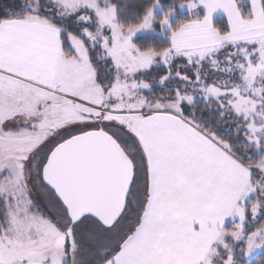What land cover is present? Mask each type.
<instances>
[{
  "label": "snow or ice",
  "instance_id": "6c2138e0",
  "mask_svg": "<svg viewBox=\"0 0 264 264\" xmlns=\"http://www.w3.org/2000/svg\"><path fill=\"white\" fill-rule=\"evenodd\" d=\"M179 5L0 0V264H264V0Z\"/></svg>",
  "mask_w": 264,
  "mask_h": 264
},
{
  "label": "trees",
  "instance_id": "16d2710c",
  "mask_svg": "<svg viewBox=\"0 0 264 264\" xmlns=\"http://www.w3.org/2000/svg\"><path fill=\"white\" fill-rule=\"evenodd\" d=\"M127 2L129 4H137L139 3V0H127ZM187 0H162V3H164L165 6H170L171 4H175V19L172 21L174 24L178 21H180L181 19L186 18L189 15V12L183 11L180 7V3H186ZM199 13L201 15L204 14V9L201 8L199 10ZM215 24L220 25L221 27H226V18L223 16H219L217 18H215L214 20ZM156 26L158 28H160L159 23H156ZM138 38L143 39L141 42L142 43H152V44H161L163 43L162 38L163 37V32L160 33H152V34H147L146 36L142 37L141 35L137 36ZM162 69H153L147 76L151 77L153 75H156L158 72L162 73ZM39 205V204H38ZM41 207L42 210L46 211L47 210L45 208H43L41 205H39ZM226 226H231V224H227ZM260 256H264V250H262L261 252L257 253ZM253 259H255V256L253 257Z\"/></svg>",
  "mask_w": 264,
  "mask_h": 264
},
{
  "label": "rangeland",
  "instance_id": "374dc122",
  "mask_svg": "<svg viewBox=\"0 0 264 264\" xmlns=\"http://www.w3.org/2000/svg\"><path fill=\"white\" fill-rule=\"evenodd\" d=\"M201 8L204 9V6H203V5L199 6L198 11H199ZM181 9H182L183 11L189 12V9L187 8V6H185L184 8H181ZM174 19H175V14H174V16L172 17V21H173ZM160 29H161V26H160V28H158V27L155 25V32H150V33H148V34H152V33H160V32H162ZM139 35H141V34L138 33L137 36H139ZM145 78H146V79H150L151 77L146 76ZM158 90H159V89H158ZM33 198L37 201V203H38L39 205H41L43 208H45V209L48 211L47 201H46L45 197H44L39 191H34V192H33ZM228 224H231V222L228 223ZM261 251H262V250H258V253L261 252Z\"/></svg>",
  "mask_w": 264,
  "mask_h": 264
},
{
  "label": "crops",
  "instance_id": "0c3cea01",
  "mask_svg": "<svg viewBox=\"0 0 264 264\" xmlns=\"http://www.w3.org/2000/svg\"><path fill=\"white\" fill-rule=\"evenodd\" d=\"M205 12H206V9L204 8V14H205ZM219 16H223V17L226 18V15L223 13V11H222V10H218L217 12H215V13L213 14V20H215V18H217V17H219ZM228 223H230V220H229V221H226V225H227Z\"/></svg>",
  "mask_w": 264,
  "mask_h": 264
}]
</instances>
